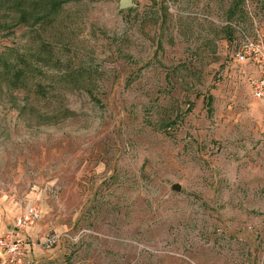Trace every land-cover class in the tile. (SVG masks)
<instances>
[{"label": "rangeland", "instance_id": "rangeland-1", "mask_svg": "<svg viewBox=\"0 0 264 264\" xmlns=\"http://www.w3.org/2000/svg\"><path fill=\"white\" fill-rule=\"evenodd\" d=\"M16 1L0 55L38 69L0 71V232L33 206L31 264H264V103L234 59L264 0H65L18 26Z\"/></svg>", "mask_w": 264, "mask_h": 264}, {"label": "built area", "instance_id": "built-area-1", "mask_svg": "<svg viewBox=\"0 0 264 264\" xmlns=\"http://www.w3.org/2000/svg\"><path fill=\"white\" fill-rule=\"evenodd\" d=\"M234 59L242 65H250L247 82L250 95L256 101L264 103V43L251 39L242 41L234 53ZM40 219V213L33 206L27 207L14 219L12 227L0 232V263L31 264L32 248L24 232Z\"/></svg>", "mask_w": 264, "mask_h": 264}, {"label": "trees", "instance_id": "trees-1", "mask_svg": "<svg viewBox=\"0 0 264 264\" xmlns=\"http://www.w3.org/2000/svg\"><path fill=\"white\" fill-rule=\"evenodd\" d=\"M40 3L44 4L45 9L47 10L46 14H36L34 21L29 23L33 19L30 8L26 9V0H18L14 4V8L17 10V13L20 14V18L16 21V25H28L36 24L39 22H45L46 19L57 12L58 9L65 3V0H41ZM29 5V3H28ZM29 11V12H28ZM29 14V15H28ZM41 17V18H40ZM12 60H8L4 54L0 55V71L1 74L7 75L10 79H19L22 80L26 76H29L35 73L38 69V61L35 59L29 60L28 58L23 57L21 54H13L11 56ZM73 115V113H71Z\"/></svg>", "mask_w": 264, "mask_h": 264}, {"label": "water", "instance_id": "water-1", "mask_svg": "<svg viewBox=\"0 0 264 264\" xmlns=\"http://www.w3.org/2000/svg\"><path fill=\"white\" fill-rule=\"evenodd\" d=\"M134 7V3L133 0H119L118 2V10L119 11H123V10H127ZM173 188L175 190H180V186L179 185H174Z\"/></svg>", "mask_w": 264, "mask_h": 264}]
</instances>
